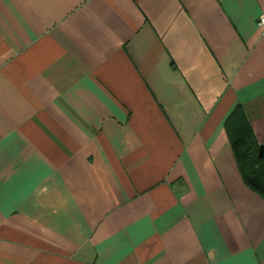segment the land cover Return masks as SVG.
I'll list each match as a JSON object with an SVG mask.
<instances>
[{"label":"crops","instance_id":"1","mask_svg":"<svg viewBox=\"0 0 264 264\" xmlns=\"http://www.w3.org/2000/svg\"><path fill=\"white\" fill-rule=\"evenodd\" d=\"M264 0H0V264H264Z\"/></svg>","mask_w":264,"mask_h":264},{"label":"trees","instance_id":"2","mask_svg":"<svg viewBox=\"0 0 264 264\" xmlns=\"http://www.w3.org/2000/svg\"><path fill=\"white\" fill-rule=\"evenodd\" d=\"M229 137L244 181L264 196V152L241 111L235 128L229 127Z\"/></svg>","mask_w":264,"mask_h":264},{"label":"built area","instance_id":"3","mask_svg":"<svg viewBox=\"0 0 264 264\" xmlns=\"http://www.w3.org/2000/svg\"><path fill=\"white\" fill-rule=\"evenodd\" d=\"M257 23H258L259 26H261L263 28V35H264V14L259 16V19H258Z\"/></svg>","mask_w":264,"mask_h":264},{"label":"water","instance_id":"4","mask_svg":"<svg viewBox=\"0 0 264 264\" xmlns=\"http://www.w3.org/2000/svg\"><path fill=\"white\" fill-rule=\"evenodd\" d=\"M262 149H263V152H264V144H262Z\"/></svg>","mask_w":264,"mask_h":264}]
</instances>
